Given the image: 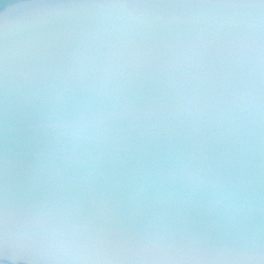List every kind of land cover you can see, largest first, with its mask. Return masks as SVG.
<instances>
[{"label":"snow or ice","instance_id":"6c2138e0","mask_svg":"<svg viewBox=\"0 0 264 264\" xmlns=\"http://www.w3.org/2000/svg\"><path fill=\"white\" fill-rule=\"evenodd\" d=\"M41 9L0 32V264L9 239L79 264H264V143L257 228L225 127L254 98L258 52L264 128V0H24L18 14Z\"/></svg>","mask_w":264,"mask_h":264},{"label":"water","instance_id":"95a60500","mask_svg":"<svg viewBox=\"0 0 264 264\" xmlns=\"http://www.w3.org/2000/svg\"><path fill=\"white\" fill-rule=\"evenodd\" d=\"M24 1L12 4L0 12V21H6L5 28L2 31L9 33L15 32L16 28L26 18H37L49 10H35L28 14V17L19 15V6ZM257 3L258 0H252ZM257 19L259 18V7L254 9ZM258 52L255 54L251 67L255 72V91L254 98L248 101H242L225 111L226 117V139L231 146L230 166L235 171L237 178L250 182L255 187V212L254 223L258 228L260 224L259 209V188L261 179L262 163V117L260 107V89H259V62ZM19 147L23 148V140L19 141ZM0 148H2V130H0ZM12 219V218H10ZM4 226L3 208L0 206V231ZM12 230L14 224H10ZM5 245H0L3 247ZM10 255L8 259L12 264H79L66 257L47 251L42 246L39 249H33L29 252L20 254L17 252L19 247L15 239H9L6 245ZM247 264H260L259 260L247 262Z\"/></svg>","mask_w":264,"mask_h":264},{"label":"trees","instance_id":"16d2710c","mask_svg":"<svg viewBox=\"0 0 264 264\" xmlns=\"http://www.w3.org/2000/svg\"><path fill=\"white\" fill-rule=\"evenodd\" d=\"M20 1H24V0H0V12L6 9V7L18 3Z\"/></svg>","mask_w":264,"mask_h":264},{"label":"clouds","instance_id":"9594fccd","mask_svg":"<svg viewBox=\"0 0 264 264\" xmlns=\"http://www.w3.org/2000/svg\"><path fill=\"white\" fill-rule=\"evenodd\" d=\"M3 264H9V262L8 261H4ZM21 264H22V262H21Z\"/></svg>","mask_w":264,"mask_h":264}]
</instances>
